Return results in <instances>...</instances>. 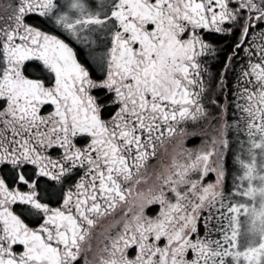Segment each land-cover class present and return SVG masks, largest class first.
Returning a JSON list of instances; mask_svg holds the SVG:
<instances>
[{"label":"snow or ice","instance_id":"6c2138e0","mask_svg":"<svg viewBox=\"0 0 264 264\" xmlns=\"http://www.w3.org/2000/svg\"><path fill=\"white\" fill-rule=\"evenodd\" d=\"M0 264H264V0H0Z\"/></svg>","mask_w":264,"mask_h":264}]
</instances>
